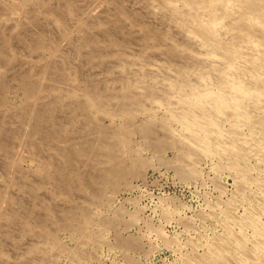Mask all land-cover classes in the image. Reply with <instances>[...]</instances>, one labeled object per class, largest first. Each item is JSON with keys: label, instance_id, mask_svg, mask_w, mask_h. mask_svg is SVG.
I'll use <instances>...</instances> for the list:
<instances>
[{"label": "rangeland", "instance_id": "1", "mask_svg": "<svg viewBox=\"0 0 264 264\" xmlns=\"http://www.w3.org/2000/svg\"><path fill=\"white\" fill-rule=\"evenodd\" d=\"M62 1L73 5L75 16L69 17ZM94 1L0 0V264H182V257L192 253L194 241L198 242L194 244L199 246L196 249L201 255L210 240L224 231L214 217L208 220L209 212L218 211L232 198L236 180L229 171L216 172V157L205 159L204 156L195 166V177L183 179L173 163L175 159H171L177 155L176 150L163 148L165 151L159 149L157 153V149L154 152L146 148L145 151L136 135L129 146H116V150L124 152L125 158L129 153L130 156L141 154L143 157L137 158L138 162L143 159V164L134 165L135 170L127 164L128 174L125 170L124 176L111 175L104 179L100 177L104 159L96 160L97 144L103 138L97 131L104 128L102 131L112 132L113 128L115 132L122 120L117 116L113 120L100 117L97 129L89 126V111L84 106L74 116L69 113L73 108H68L70 111L59 105L47 108L48 102H56L58 89L64 95L68 88L76 86L77 101L82 106L87 86L119 87L109 82V72L84 65L83 55L70 45L80 36L78 18L90 11L93 4L102 3ZM45 9L59 10L67 17L64 16L67 24L52 25ZM40 42L47 43L46 50L32 49ZM89 133L91 138H87ZM77 149L92 150V158L81 156ZM136 168L142 170L137 172L139 175L134 173L138 171ZM244 207L239 208V213ZM54 214L58 215L57 219ZM11 215H14L12 222L8 221ZM126 240H136L140 244L138 251L121 246Z\"/></svg>", "mask_w": 264, "mask_h": 264}, {"label": "bare ground", "instance_id": "2", "mask_svg": "<svg viewBox=\"0 0 264 264\" xmlns=\"http://www.w3.org/2000/svg\"><path fill=\"white\" fill-rule=\"evenodd\" d=\"M101 2L98 5L91 3L93 8L78 18L76 28L80 36L76 42L71 40L70 45L83 55L84 65L109 72V82L119 84V87L89 85L84 88L86 100L81 106L82 102L77 101V87L68 86L70 88L64 95L62 89H58L59 94L54 96L56 102H48L47 108L57 105L67 110L73 108L69 113L74 116L84 106L89 111V126H96L93 128L97 129L100 117L113 120L117 116L122 120L120 126L114 127L115 132L111 127L112 132L102 131L104 128L97 131L103 138L102 141L99 138L101 142L97 144L96 160L104 159L103 165H100V177L104 179L111 175L124 176L125 170V174L130 171L127 167L133 166L135 170L136 165L143 164V159L138 162L136 153L132 156L129 153L125 158L124 152L116 150V146H129L131 138L136 135L140 137L145 151L146 148L154 152L157 149V153L159 149L176 150L177 155L174 154L176 156L171 159H175L173 163H176V170L183 179L197 174L195 166L204 156L205 159L216 157V172L229 171L236 180V192L231 194L232 198L225 204L220 200L224 206L209 212L208 220L214 217L224 231L206 244V251L201 255L197 253L199 246L194 244L197 241L193 240V244L190 243L192 253L182 257V264H264V0ZM63 5L69 17L75 16L73 5ZM45 13L53 21L50 22L52 25L55 23L63 27L67 24V17L62 16L59 10L47 9ZM41 48L46 50L47 43L40 42L32 49ZM75 81H78V76ZM94 131L91 129V132ZM90 133L87 138H91ZM54 148H57L56 145ZM77 153L88 157L93 154L92 150L87 152L82 149H77ZM139 170L134 173L139 175L137 172L142 171ZM242 206H245L244 210L239 213ZM48 213L52 215L50 210ZM9 217L8 221L12 222L14 215ZM133 241H122L120 245L137 250L140 244Z\"/></svg>", "mask_w": 264, "mask_h": 264}]
</instances>
